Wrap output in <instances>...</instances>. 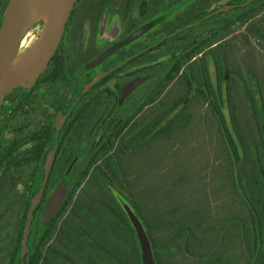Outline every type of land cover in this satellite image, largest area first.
I'll use <instances>...</instances> for the list:
<instances>
[{
    "label": "trees",
    "instance_id": "trees-1",
    "mask_svg": "<svg viewBox=\"0 0 264 264\" xmlns=\"http://www.w3.org/2000/svg\"><path fill=\"white\" fill-rule=\"evenodd\" d=\"M162 1L156 0L155 7L158 8ZM245 1L230 0L227 4ZM232 10L233 14L227 11L207 19L203 17L213 10L200 13L166 33L182 29L173 37L155 40L154 49L169 41L175 43V48L180 45L182 48L157 63L161 73L157 70L155 79L142 90L146 98L140 106H144L201 47L237 24L247 25L258 19L251 26V31L264 44V0H255ZM221 15L227 18L226 21L217 26L211 24L210 29H198V26ZM196 20H200L197 26L184 27ZM194 40L196 44L188 47ZM146 53L112 71L104 82ZM210 59L208 55L207 61ZM210 80L219 102L218 115L213 111L217 120L212 151L214 178L231 194L228 218L220 219L223 217L219 211L216 217L201 223L202 211L196 202L181 207L162 205L160 216L164 224L173 229L152 235L132 204L122 195L115 194L111 179L101 167H97L92 174L87 173L89 178H86L87 174H81L75 180L74 196L69 197L65 187L64 202L57 210L56 219L44 220L39 238L32 230L27 241L28 252L30 250L28 264L39 263V245L43 248V264H143L128 209L142 221L157 264H170L172 257L178 264L181 261L185 264H264V63L249 51H244L233 72H228L225 66L215 67ZM117 90V108L106 119L101 133L104 142L99 147L92 143L91 166L111 150L119 129L116 122L122 113L117 114L124 108L122 86L118 85ZM208 94L201 67L195 63L181 77L171 92V98L161 102L132 126L128 134L131 148L141 153L149 144L168 139L175 127L186 128L193 109L201 101L206 102ZM223 107L226 108V116ZM129 121L126 120L125 124ZM69 209L70 213L63 220ZM212 230L216 232L214 237L209 234ZM221 250L226 251L217 256ZM23 261L21 254L19 264Z\"/></svg>",
    "mask_w": 264,
    "mask_h": 264
},
{
    "label": "rangeland",
    "instance_id": "rangeland-1",
    "mask_svg": "<svg viewBox=\"0 0 264 264\" xmlns=\"http://www.w3.org/2000/svg\"><path fill=\"white\" fill-rule=\"evenodd\" d=\"M229 1L163 0L156 8V0H136L130 9L126 7L116 9L113 6L110 8L109 5L104 7L102 0H94L90 10H85L81 18L77 17L76 21L80 19L84 23L86 31L92 30L91 58L93 59L145 23L155 19L156 21L165 19L154 27H149L144 35L114 52L101 65H96L97 67L93 69V73H96L143 43L157 39L181 23L191 20L194 16L217 9ZM100 7L105 14L99 13ZM228 12L233 14V10ZM226 19L221 15L198 26V29L201 27L210 29L211 24L217 26ZM256 21L258 19L247 25L237 24L218 38L207 42L191 59L178 68V71L152 95L144 106H140L141 101L146 98L142 90L155 79L157 70L161 73L157 63L165 61L168 56L182 46L175 48V43L169 41L160 48L150 50L117 73L118 75L116 74L117 76L115 75L116 77H113L109 84L113 85L122 81L119 79V74L128 73L134 67V71H137V77L135 76L137 86L133 93L125 97L124 108L117 114L119 116L122 113L121 118H118L116 122L119 129L113 138L111 150L104 154L94 166H90L85 173H76L75 180L81 174H92L95 168L101 167L111 179L116 189L115 194L122 195L132 204L152 235L173 229V227L165 225L160 216L159 208L161 209L162 205L181 207L196 202L198 209L202 211L201 223L216 217L219 211H222L220 216L223 217L220 219H227L231 213V194H228L214 178V162L212 161L217 128V120L213 113L218 115L219 102L211 86L210 73L214 71L215 67L224 66L228 72H233L244 51H249L264 63V44L251 31V26ZM100 22H102L101 26ZM42 29L39 23H34L28 29L21 41L17 57L25 56L32 50L40 38ZM195 44L194 40L188 44V47ZM208 55L211 57L209 61H207ZM195 63L200 65L203 72V78L209 90L208 100L201 101L196 105L186 128L175 127L168 139L149 144L141 153L134 151L131 148L128 135L132 126L161 102L168 97L171 98V92L181 77ZM131 80L132 78H129L122 83L126 85ZM112 98L113 96L109 92L101 91V89L93 90L91 93V122L95 123L92 143L98 147L103 144L105 139L99 131L102 127L101 123L109 118L111 108L114 106ZM222 109L226 116V108ZM128 119L130 121L126 125L125 122ZM88 174L87 177L85 176L86 178L90 177ZM70 209L64 215L63 220L67 218ZM215 233L214 230L209 232L213 237ZM225 251H218L217 256L220 255V252ZM63 264L68 263L64 262ZM170 264L178 263L172 257ZM181 264L185 263L181 261Z\"/></svg>",
    "mask_w": 264,
    "mask_h": 264
},
{
    "label": "flooded vegetation",
    "instance_id": "flooded-vegetation-1",
    "mask_svg": "<svg viewBox=\"0 0 264 264\" xmlns=\"http://www.w3.org/2000/svg\"><path fill=\"white\" fill-rule=\"evenodd\" d=\"M10 1L0 0V26ZM93 1L76 0L57 49L46 69L34 84L31 87L14 88L1 99L0 264L20 263L22 238L31 199L43 185L47 157L54 145L57 144L55 158L43 197L35 208L29 237L32 230L35 231L38 238L41 236L47 206L61 186L64 184L60 205L64 202L65 187L68 188L69 197L74 196L75 174L85 173L91 166L92 134L95 125L91 122L92 91L101 89L113 96L114 106L111 108V114L118 105L116 97L118 85L122 86L124 102L125 97L133 93L137 86V71L135 72L133 67L132 71L119 74V79L122 81L132 78L126 85L122 81L113 85L109 84L111 79L118 74L104 82V79L110 75L108 74L76 102L80 91L100 72L108 71L122 60L137 54L125 63L128 64L138 56L153 50L156 44V39L149 40L128 52L121 59L93 73V69L107 59L93 65L96 58L105 51L93 59L91 58L92 30L86 31L84 23L80 19L76 21L77 17L81 18L85 10H90ZM102 2L104 7L109 5L110 8L113 6L116 9L121 7L130 9L136 0H117V3L113 0H102ZM101 9L102 7L99 9V13L105 14ZM163 20L157 19V23L159 24ZM155 22L156 19L145 23L126 38L132 36L137 30L146 28L138 37L144 35L150 25H152L151 28L156 25ZM36 23H39L42 29L43 22ZM101 24L102 22L99 23L100 26ZM167 35L159 37L158 41ZM101 124L100 134L105 128L106 120ZM65 175L67 178L64 177ZM36 189L38 190L35 191ZM56 213L50 218L51 220L56 219ZM37 251L39 253L38 264H43L42 245L37 247ZM28 255L30 258V250Z\"/></svg>",
    "mask_w": 264,
    "mask_h": 264
},
{
    "label": "water",
    "instance_id": "water-1",
    "mask_svg": "<svg viewBox=\"0 0 264 264\" xmlns=\"http://www.w3.org/2000/svg\"><path fill=\"white\" fill-rule=\"evenodd\" d=\"M255 0H247L243 3L238 4H226L217 9H214L211 13L204 16L207 19L213 15L227 12L235 7H241L250 4ZM76 0H11L0 26V105L1 99L10 90L27 86L31 87L36 79L43 73L46 69L48 63L53 57L55 50L57 49L59 42L62 37V33L65 28V24L70 16V12L75 4ZM49 15V20L47 24L43 22V29L39 40L32 48V50L25 56L17 57L21 41L28 31V29L36 23L34 21L35 15ZM200 20H196L192 23L185 25V28H191L197 26ZM146 28L137 30L132 36L126 38L119 43L115 44L104 53H102L93 62V65L98 64L112 55L114 52L125 46L130 41L137 38L142 34ZM182 29H176L173 33L168 34L165 39L173 37L179 33ZM163 38V39H164ZM162 39V40H163ZM137 56V54L132 55L117 65L109 69L108 71H103L97 74L90 82H88L77 96L76 102L94 85L99 83L103 78L110 74L115 69L123 66L129 59ZM19 58L20 63L16 68H14L15 60ZM59 129V126H58ZM57 150V144L54 145L52 150L49 152L46 163L45 177L43 185L39 192H37L31 202L27 223L22 238V256L24 261L22 264H28V246L27 241L30 233L31 221L34 217L35 208L37 204L41 201L43 193L48 181L51 166L53 164L55 153ZM64 184L61 186L58 193L52 198L49 205L47 206L45 214V222H48L51 217L55 215L60 206V196ZM130 222L134 227L140 245V250L142 253L143 264H157L155 256L153 254V249L151 241L147 234V231L142 223V221L137 217V215L131 210H127Z\"/></svg>",
    "mask_w": 264,
    "mask_h": 264
},
{
    "label": "bare ground",
    "instance_id": "bare-ground-1",
    "mask_svg": "<svg viewBox=\"0 0 264 264\" xmlns=\"http://www.w3.org/2000/svg\"><path fill=\"white\" fill-rule=\"evenodd\" d=\"M48 20H49V15H35L34 16V21L35 22H39V21H43L44 24H47L48 23ZM20 63V60L19 58H17L14 62V68H16L18 66V64Z\"/></svg>",
    "mask_w": 264,
    "mask_h": 264
}]
</instances>
